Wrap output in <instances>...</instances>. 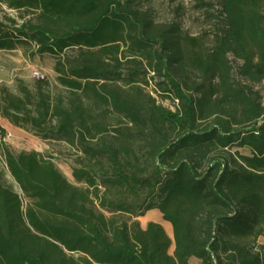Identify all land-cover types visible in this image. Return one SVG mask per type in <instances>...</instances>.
<instances>
[{
  "label": "trees",
  "instance_id": "obj_1",
  "mask_svg": "<svg viewBox=\"0 0 264 264\" xmlns=\"http://www.w3.org/2000/svg\"><path fill=\"white\" fill-rule=\"evenodd\" d=\"M0 1L40 16L20 25L0 18V50L34 46L55 57L61 89L50 90L47 78L32 86L17 79L14 90L0 83V116L72 145V175L85 184L69 183L52 156L2 143L10 172L35 199L26 215L37 233L23 223L18 194L0 182V264H264V245L253 252L247 243L264 238V104L233 81L228 62L232 52L244 60L243 76L264 77V0H221L228 29L212 52L196 55L210 87L190 88L174 72L183 60L179 27L148 29L128 3ZM122 44L132 50L126 61ZM150 72L177 110L145 91ZM150 209L171 223L173 254L161 223L141 227Z\"/></svg>",
  "mask_w": 264,
  "mask_h": 264
},
{
  "label": "rangeland",
  "instance_id": "obj_2",
  "mask_svg": "<svg viewBox=\"0 0 264 264\" xmlns=\"http://www.w3.org/2000/svg\"><path fill=\"white\" fill-rule=\"evenodd\" d=\"M123 4H129L130 9L134 10L139 18L150 21L151 26L148 29L161 28L169 30L173 27H179L180 38L178 48L181 51L183 60L181 64L176 67L175 75L180 83L186 88L194 87L205 81L206 86L210 87V80L205 78L203 69L198 65L196 60L197 54L208 55L214 50L218 44V39L224 35L228 29V15L222 11L221 0H117ZM261 13L264 17V2L261 4ZM0 18L6 24L16 23L22 24L26 21L37 22L40 19L39 12L33 9L17 10L10 7L8 2L0 1ZM264 25V21H263ZM184 37L186 39H184ZM34 46H23L14 50H0V83L5 84L12 90L15 89L17 79L26 81L29 85H33L38 79L33 75V71H39L45 75L50 82V90L53 92L61 91L57 86V75L54 70L56 63L55 57L48 54H36ZM255 54L256 50H252ZM120 55L124 60L132 54L130 44H122L120 47ZM228 62L231 65V76L233 81L248 85L253 90L255 96L264 104V77L259 80H253L250 77L241 74L240 67L244 64V60L238 55L229 52ZM127 68V67H126ZM126 71V70H125ZM147 84L142 83L146 92H149L158 104L170 110H177L179 102L172 96L160 94L156 87V82L160 80L159 75L150 72ZM123 83V82H119ZM217 79L214 80V85ZM217 87V85H216ZM218 94V93H216ZM215 94V96H216ZM198 96V95H197ZM214 96V97H215ZM111 123L116 124L121 119L120 116L113 113L111 115ZM206 122V121H205ZM204 122V123H205ZM3 129L5 132H2ZM36 140V146L42 145L39 150L33 144ZM2 143L7 145L10 150L15 153L26 151H36L46 157L52 156L61 174L67 179L69 183L76 186L84 187V183L77 182L72 175L76 163L77 151L72 145H68L61 141H46L36 135L21 130L18 132L6 131L0 124V182L4 187L11 192L18 194L20 199V208L23 216V223L31 229L32 232L37 233L31 223L28 221L27 211L30 208H35V199L26 195L20 187L18 181L10 172L6 164L5 155ZM237 151L242 155L250 154L248 148L233 147L232 152ZM97 204V201H96ZM105 214L110 215L104 210ZM12 214L14 215V224H19L18 210L16 206H12ZM161 221L165 224V219L161 216ZM145 220L143 219V222ZM170 223V222H169ZM171 224V223H170ZM172 227V225H171ZM172 231V230H171ZM172 240L170 247V254H173L174 248V234H168ZM248 246H251L253 252H259L260 245H264V238H258L257 241L249 239ZM76 256L78 254L75 253ZM190 263L198 264L199 260L191 258Z\"/></svg>",
  "mask_w": 264,
  "mask_h": 264
},
{
  "label": "crops",
  "instance_id": "obj_3",
  "mask_svg": "<svg viewBox=\"0 0 264 264\" xmlns=\"http://www.w3.org/2000/svg\"><path fill=\"white\" fill-rule=\"evenodd\" d=\"M0 124H1L2 128H4L6 131L11 130L12 132H18V131L23 130V129L15 126L14 124H12L11 121H9L6 118L1 117V116H0ZM161 216H162V212L159 211L158 209H150L145 213V215L140 216L138 218V220L140 221L141 227L143 229L146 228L148 222H150V221H154V222H157L159 224L161 223L164 227V224L161 221L162 220ZM143 219L145 220L144 222H143ZM164 229H165V227H164Z\"/></svg>",
  "mask_w": 264,
  "mask_h": 264
},
{
  "label": "bare ground",
  "instance_id": "obj_4",
  "mask_svg": "<svg viewBox=\"0 0 264 264\" xmlns=\"http://www.w3.org/2000/svg\"><path fill=\"white\" fill-rule=\"evenodd\" d=\"M33 144H34L35 147H36L37 149H39V150L42 148V145H40V146H36V140L33 141ZM164 227H165V231H166V233L171 235V233H172V231H171V230H172L171 224H170L169 222H166V223L164 224Z\"/></svg>",
  "mask_w": 264,
  "mask_h": 264
},
{
  "label": "built area",
  "instance_id": "obj_5",
  "mask_svg": "<svg viewBox=\"0 0 264 264\" xmlns=\"http://www.w3.org/2000/svg\"><path fill=\"white\" fill-rule=\"evenodd\" d=\"M32 75L36 78V79H39V78H46L45 75L41 74L39 71H33L32 72Z\"/></svg>",
  "mask_w": 264,
  "mask_h": 264
}]
</instances>
